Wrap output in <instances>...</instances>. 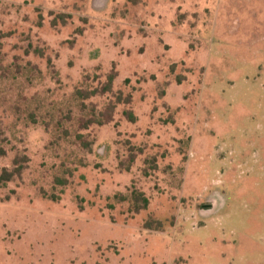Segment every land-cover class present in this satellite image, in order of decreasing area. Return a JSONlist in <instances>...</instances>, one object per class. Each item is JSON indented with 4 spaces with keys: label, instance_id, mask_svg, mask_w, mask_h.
Returning <instances> with one entry per match:
<instances>
[{
    "label": "rangeland",
    "instance_id": "1",
    "mask_svg": "<svg viewBox=\"0 0 264 264\" xmlns=\"http://www.w3.org/2000/svg\"><path fill=\"white\" fill-rule=\"evenodd\" d=\"M16 169L0 264H264V0H0Z\"/></svg>",
    "mask_w": 264,
    "mask_h": 264
},
{
    "label": "trees",
    "instance_id": "2",
    "mask_svg": "<svg viewBox=\"0 0 264 264\" xmlns=\"http://www.w3.org/2000/svg\"><path fill=\"white\" fill-rule=\"evenodd\" d=\"M114 81V76H110L108 78V84L111 85ZM107 85L106 88H110V86ZM107 91V90H106ZM128 119L130 122H135V118L133 114L128 113ZM20 169H16L13 171H7L3 170L0 174V188H4L7 183L11 182L12 179L18 176L20 173ZM62 185H65L62 183ZM53 201L59 200V198H54L52 197ZM114 200L117 201L118 203H126L129 202L130 204V211H132L134 214H138L140 211H146L149 205V199L145 196L143 192L136 188H132L130 190L129 197L123 196V195H116L114 196ZM111 205V204H110ZM112 207V206H109ZM152 222L148 221L146 225L144 226L145 229L151 230L152 229Z\"/></svg>",
    "mask_w": 264,
    "mask_h": 264
},
{
    "label": "water",
    "instance_id": "3",
    "mask_svg": "<svg viewBox=\"0 0 264 264\" xmlns=\"http://www.w3.org/2000/svg\"><path fill=\"white\" fill-rule=\"evenodd\" d=\"M212 208V205L211 204H209V205H204L203 206V209H211Z\"/></svg>",
    "mask_w": 264,
    "mask_h": 264
},
{
    "label": "flooded vegetation",
    "instance_id": "4",
    "mask_svg": "<svg viewBox=\"0 0 264 264\" xmlns=\"http://www.w3.org/2000/svg\"><path fill=\"white\" fill-rule=\"evenodd\" d=\"M204 210H209V209H204Z\"/></svg>",
    "mask_w": 264,
    "mask_h": 264
}]
</instances>
